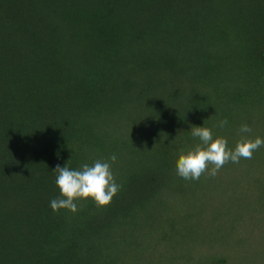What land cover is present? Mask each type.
<instances>
[{
  "label": "trees",
  "instance_id": "1",
  "mask_svg": "<svg viewBox=\"0 0 264 264\" xmlns=\"http://www.w3.org/2000/svg\"><path fill=\"white\" fill-rule=\"evenodd\" d=\"M196 126L264 139V0H0V264H264V146L185 180ZM112 154L110 204L51 209Z\"/></svg>",
  "mask_w": 264,
  "mask_h": 264
},
{
  "label": "clouds",
  "instance_id": "2",
  "mask_svg": "<svg viewBox=\"0 0 264 264\" xmlns=\"http://www.w3.org/2000/svg\"><path fill=\"white\" fill-rule=\"evenodd\" d=\"M227 124L225 118L219 122V127L223 128ZM239 131L242 134H251L253 130L244 123ZM191 135L198 138L199 143L182 149L176 160L177 175L185 180L198 181L202 175L215 177L226 163L238 164L242 158L251 159L253 153L264 146V139L259 136L251 139L242 135L234 148H229L224 137H214L212 130L203 126L191 127ZM116 160V155L112 154L108 159L95 160L92 165L85 163L78 170L58 164L53 171L57 173L55 183L60 196L50 201L51 209L54 212L66 209L75 213L78 211L77 201L89 198L97 207L110 204L122 188L112 172V164Z\"/></svg>",
  "mask_w": 264,
  "mask_h": 264
}]
</instances>
